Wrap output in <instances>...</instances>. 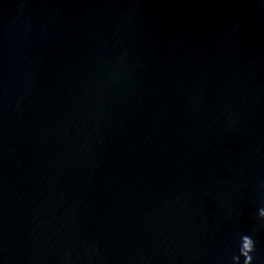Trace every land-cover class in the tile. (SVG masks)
<instances>
[{"label":"water","instance_id":"1","mask_svg":"<svg viewBox=\"0 0 264 264\" xmlns=\"http://www.w3.org/2000/svg\"><path fill=\"white\" fill-rule=\"evenodd\" d=\"M262 208L264 0H0V264H264Z\"/></svg>","mask_w":264,"mask_h":264},{"label":"clouds","instance_id":"2","mask_svg":"<svg viewBox=\"0 0 264 264\" xmlns=\"http://www.w3.org/2000/svg\"><path fill=\"white\" fill-rule=\"evenodd\" d=\"M259 216L261 218H264V208L259 210ZM254 251V241L253 239L248 235H242L241 236V242H240V249H239V255L233 256V264H240V257H244L243 264H252V255L251 253Z\"/></svg>","mask_w":264,"mask_h":264}]
</instances>
